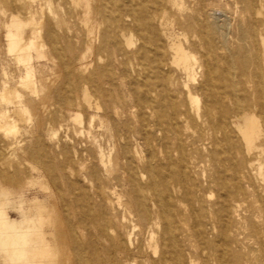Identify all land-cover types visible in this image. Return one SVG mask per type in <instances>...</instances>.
Listing matches in <instances>:
<instances>
[{
	"label": "rangeland",
	"instance_id": "1",
	"mask_svg": "<svg viewBox=\"0 0 264 264\" xmlns=\"http://www.w3.org/2000/svg\"><path fill=\"white\" fill-rule=\"evenodd\" d=\"M11 14L27 21L21 45L33 40L42 53L28 79L7 50ZM263 19L264 0H0V201L28 234L21 264H154L156 249H170L148 189L160 175L176 185L182 264H264V180L240 177L232 120L241 117L228 122V151L201 115L207 63L221 69L228 50L248 59L262 50ZM204 21L214 55L198 34ZM173 42L193 57V79L173 62Z\"/></svg>",
	"mask_w": 264,
	"mask_h": 264
},
{
	"label": "bare ground",
	"instance_id": "2",
	"mask_svg": "<svg viewBox=\"0 0 264 264\" xmlns=\"http://www.w3.org/2000/svg\"><path fill=\"white\" fill-rule=\"evenodd\" d=\"M71 1L75 6L81 5L82 2L88 6L91 0ZM96 9L97 8L94 10H101V8ZM126 11L132 13V8L128 7ZM89 14L91 13L88 9L84 14L85 25H88L85 32L87 40L93 39L91 38V34L94 32L95 27V21H92V17ZM90 21L92 22L91 25L89 24ZM26 23L27 21L24 22L17 14L15 16L12 15L10 23L7 24V32L5 33V36L7 37L8 43L7 50L9 52H15L17 60L25 63L26 72L24 73L26 75H24L25 79H28L31 76L29 63L33 51L36 52L38 56H42V53L39 51V48L33 40L25 45H21L22 33ZM261 24H264V19ZM213 29L214 28L210 22L204 21L198 31V34L203 36L205 39L207 52L211 55H214L212 38ZM49 35L51 36V41H54V34L52 31L49 32ZM118 36L124 43H130L131 41L130 37H126L124 33H119ZM242 36H246V32H242ZM6 37L4 38L6 39ZM169 46L175 50L173 62L181 66L193 79V73L191 72L193 70V57L189 55L180 44L173 42L169 44ZM89 49L90 48H87V50ZM243 50V47L234 51L228 50L227 53L221 57V60L224 62V66L221 69L217 68L214 64L207 63L209 78L208 85L205 87L204 109L201 115L205 117V120L208 122L209 128L213 133L221 132L223 134L222 140L225 142L226 149L228 151L234 147L233 138L228 128V122L231 121V118L241 117L240 122H234L232 120V124L239 138L238 152L242 162L244 163L243 167L246 169V172H240V177L244 179L246 176L251 177L252 175V177H258L264 180V46L262 50H257L255 55L249 59L241 56L237 57L239 51L241 52ZM4 77L6 76L4 75ZM239 77H242L243 80L244 88L241 87L242 89L239 88ZM221 89H224L222 93ZM225 89H227L228 94H226ZM2 91L0 99L5 101L7 98V91ZM11 92H14V90ZM189 95L192 102H198V98L196 96H192L191 93H189ZM83 98L90 105V96L86 87L83 90ZM231 104L233 108H231ZM95 105L98 107L97 103H95ZM224 106L228 107L229 111H221L220 109L216 110L217 113L215 112L216 108H222ZM5 112L7 111L5 110ZM5 112L0 111V120L6 116ZM78 117H80V115ZM228 157V159H230V155H228ZM217 182H220V177H218ZM175 188L176 185L173 182L164 176L161 177V175L158 178L155 177L148 186V189L153 197L152 200H154L155 205L157 206L156 213L158 218L162 219V223L164 225L161 237L167 238L168 243L170 244L169 250H155V252H158V258L154 261V264H182L180 255L177 251V227L173 218L172 205L170 201L171 192H173ZM7 204L8 201L5 198L0 201V252L4 253L6 264H21L24 262L23 260L25 258L27 259V255L29 254V251L26 249L28 234L27 231L17 227L15 222L10 221L7 213L4 211ZM25 220L28 219L24 217L22 221L24 222ZM149 240L155 246L158 238L154 235V233H152ZM261 257L264 260V249ZM27 262L28 261H26V263Z\"/></svg>",
	"mask_w": 264,
	"mask_h": 264
}]
</instances>
